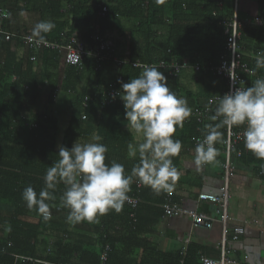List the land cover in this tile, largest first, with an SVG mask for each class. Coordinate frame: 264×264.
<instances>
[{"label":"trees","instance_id":"trees-1","mask_svg":"<svg viewBox=\"0 0 264 264\" xmlns=\"http://www.w3.org/2000/svg\"><path fill=\"white\" fill-rule=\"evenodd\" d=\"M250 1L255 4V14L250 19L259 17L261 25L242 23L239 28L242 61L253 72V75H244L247 87L257 78H264V68H256L257 59L264 58V0ZM101 6L106 7L104 15L100 13ZM0 8L7 13L6 19L0 20V29L14 34L13 38L5 40L0 33V49L10 43L18 44L28 55L26 60L18 62L0 60V264H99L105 245L109 250L104 264H112V257L123 249L121 245L139 244L135 241L140 227L137 211L144 192L143 184L136 178H133L128 193L137 199L135 207L124 203L120 212L110 210L101 215L92 223V232L89 226H78L85 227L83 230L76 226L85 220L74 225L66 221L68 209L59 205L63 184H59L54 193L57 199L48 201L51 212L48 221L36 210L28 209L22 198L23 189L31 185L39 193L44 186L47 168L58 159V146L70 148L75 140L90 142L94 133L101 137L99 143L108 148L105 162L116 160L121 163L119 159L122 158L128 162L124 165L125 173L131 174L137 162L127 158L131 133L122 128V124L128 123L124 120L123 103L118 96L114 103L102 104L105 92L110 87L119 90L118 81L127 82L143 71L142 66H133L131 62L157 66L160 62L169 64L187 59L201 69L216 64L226 50L227 35L223 23L232 16V0H0ZM32 15L38 21L54 22L55 28L45 34L46 40L61 42L62 32L67 35L77 32L83 41L92 44L91 36L95 33L101 36L111 34L113 50L99 63L91 57L83 58L81 69L66 65L56 50L31 51L21 44L18 35L32 32L9 29L7 23L12 17L25 18L27 23H32ZM114 30L123 32L125 45L120 49ZM30 55L35 56L33 61L29 59ZM113 58L124 63L115 66ZM37 60L40 70L36 74L33 63ZM158 69L167 77L168 86L173 91L177 89L181 72L191 68L174 76L168 68ZM88 80L93 81L91 85L80 86ZM45 85L49 86L54 97V100L50 99L64 111L57 108L55 113L38 112V91ZM84 96L89 97L87 109L81 106ZM214 111L213 106L200 121L195 115L184 121L193 136L203 135L205 124L216 123L209 120ZM82 113H85L84 119H81ZM62 119L67 124L58 142L59 121ZM242 128L243 125L233 126L235 130ZM220 131L222 140L215 147L222 162L225 127ZM230 158L235 162L254 164L264 181V159L247 150L243 140L231 148ZM159 194L162 203L167 192ZM51 230H54L52 237ZM181 257L179 254L176 262ZM74 258L77 263H73ZM156 261L137 264H156Z\"/></svg>","mask_w":264,"mask_h":264},{"label":"clouds","instance_id":"clouds-1","mask_svg":"<svg viewBox=\"0 0 264 264\" xmlns=\"http://www.w3.org/2000/svg\"><path fill=\"white\" fill-rule=\"evenodd\" d=\"M55 28L50 20L38 21L32 36L37 44L45 41V34ZM143 71L127 82L118 81L120 89L113 95L123 103L126 128L142 142L129 143V155L137 157L131 174L125 173L123 164L112 160L106 163L108 148L99 143L101 137L93 134L90 142L75 140L69 148L58 146V159L47 168L44 186L37 193L26 186L22 198L29 210H36L45 221L51 219L48 201L57 199L54 194L59 184L64 189L59 196L60 207L68 209L66 221L76 224L92 222L98 215L110 210L120 212L136 178L141 184L159 194L171 193L178 179L172 157L182 149V142L173 136L177 126L191 116L192 109L184 98L170 90L167 77L155 65H144ZM256 68H264V58L257 59ZM234 82L236 77L229 72ZM212 100L208 104L211 105ZM215 111L202 129L203 139L195 147L197 165L212 163L219 152L215 147L221 142V128L244 126V147L257 158L264 159V78H257L249 87H231L215 98ZM207 108V105H206Z\"/></svg>","mask_w":264,"mask_h":264},{"label":"crops","instance_id":"crops-1","mask_svg":"<svg viewBox=\"0 0 264 264\" xmlns=\"http://www.w3.org/2000/svg\"><path fill=\"white\" fill-rule=\"evenodd\" d=\"M242 3L243 9L238 17L240 19L252 18V15L255 14L254 1L242 0ZM18 6L20 5L17 4ZM10 19L7 23L9 29L19 28L32 31L34 27L29 20L30 24L27 23L25 18L15 19L12 17ZM9 29L4 28V30ZM109 36L111 37V34ZM124 53L128 52L125 50ZM27 56V51L18 44L10 43L6 48L0 49V60L8 59L18 62L26 60ZM185 60L188 62L187 59ZM34 62L33 72L37 74V71L40 70V63L38 60ZM188 64L189 66L195 65L189 62ZM211 69L212 65L203 69L199 66L197 71L191 67L190 70H183L179 75L177 89L173 92H178L179 98L187 100L192 109V116L196 110L206 106L208 98L220 95L226 90L225 80L217 76ZM13 78L14 76H12ZM92 82L91 80L83 81L80 86L87 87ZM37 96V110L40 114L47 111L55 113L57 108L59 111H64L57 102L52 101L54 97L51 95L49 86L45 85L40 89ZM213 106L215 107L216 104L211 108ZM65 121L63 119L59 121L58 142L61 140L62 129L66 127L67 122ZM126 124H122L123 129H127ZM130 133L129 143L136 145L138 142H142V137ZM193 137L187 122L183 123L182 128L177 126L173 138L182 142V149L177 156L172 157L178 172V179L171 191L172 199L183 208L195 209L197 212L207 214L212 221L211 227H193L187 216H164L160 208L162 201L160 194L143 185L144 193L137 211L140 226L139 237L135 239L139 244L135 246L132 244L121 245L123 249L118 250L117 254L112 257V264H137L147 261L151 263L155 260H157L154 262L156 264H200V256L219 258L222 234L220 207L215 202L198 200L197 196L200 193L222 195L224 160L220 162L219 157H216L212 163L197 165L192 150ZM127 158L131 162L138 160V156L131 157L129 155V148ZM119 160L123 165L128 163L124 162L122 158ZM230 161L232 169L227 185L226 239L224 241L226 256L236 264H264V181L254 164H249V161L235 162L232 159ZM100 216L98 215L95 220ZM93 222L85 220V223L76 226H89L92 232ZM235 226H242L243 233L237 239H232V229ZM78 229L83 230L85 227H78ZM53 235L54 230H51L50 236ZM179 254L182 257L180 261L176 262V257ZM72 261L73 263L78 262L76 258Z\"/></svg>","mask_w":264,"mask_h":264},{"label":"built area","instance_id":"built-area-1","mask_svg":"<svg viewBox=\"0 0 264 264\" xmlns=\"http://www.w3.org/2000/svg\"><path fill=\"white\" fill-rule=\"evenodd\" d=\"M240 0H232V16L228 21L223 23L225 33H226V52L219 57V61L216 65L212 66V72H214L217 76L223 78L226 83V90L220 94L223 95L225 92H228L231 87H247L245 85V77L244 75H253L251 69L248 68L247 64L242 61V52L241 47L238 42L239 39V28L241 24H252L256 26L261 25V19L259 17H254L250 19L249 17L240 19L238 17V4ZM221 2L218 1V4ZM106 12V7L101 6V15H104ZM7 13L0 8V20L6 19ZM0 33L4 35L5 40H10L14 37L13 33L3 31L0 29ZM61 42L46 40L43 43L37 44L35 42V38L31 33H24L18 35V39L22 45L29 48L31 51H39L42 49H53L62 55V59L64 63L68 66L75 67L77 69H81L82 61L85 57H91L96 60L97 63L107 59L110 56V53L113 50V40L110 39L109 35L101 36L99 33H95L91 36V43L83 41L80 35L77 32H71L67 35L65 32H62L60 35ZM127 54V53H126ZM29 59L33 61L35 59L34 55H30ZM115 66H120L124 63L123 60L113 58ZM133 66H144V64H139L138 62H131ZM151 66V65H149ZM158 67L168 68L169 73L171 75H177L179 72L186 68H193L195 71L199 70V66L197 64L189 66L186 60H182L180 62H172L169 64H164L160 62L157 64ZM229 72H231L235 77V81L233 82L230 79ZM120 79V76H118ZM118 92V89L115 87H110L105 92V98L102 100V104H110L114 103L116 98L113 99V95ZM212 96L207 99V108L204 106L202 109H198L195 111V117L198 121H200L204 116H206L212 105H215V98L220 96ZM209 100H212L213 103L211 105L208 104ZM89 105V97L84 96L81 100V106L83 109H87ZM85 118V113L81 114V119ZM225 141H224V162H223V176H222V195H212L208 193H200L198 194V200H208L210 202H215L219 205L221 210L220 223L222 227L221 234V252L218 259L210 258L207 256H200V264H236L233 260L227 258L226 251L224 248V241L226 239V219H227V185L228 179L231 174V159H230V150L234 146L237 141L243 140V132L244 128L235 130L233 127L225 126ZM203 139V135L199 134L192 138V150L195 154V147L197 143L201 142ZM240 151L237 150L236 154L239 155ZM203 165V164H202ZM126 204L130 205L132 208L137 204V199L134 197H130L125 201ZM160 208L162 214L164 216H187L193 227H203L210 228L212 225L211 218L201 212H197L195 209H186L182 206L175 203L172 199V192L165 195L163 202L160 204ZM243 233L242 226H235L232 229V239H237L239 235ZM109 247L105 245L103 251L100 254V262L99 264H104L107 259ZM46 264V262H43Z\"/></svg>","mask_w":264,"mask_h":264},{"label":"rangeland","instance_id":"rangeland-1","mask_svg":"<svg viewBox=\"0 0 264 264\" xmlns=\"http://www.w3.org/2000/svg\"><path fill=\"white\" fill-rule=\"evenodd\" d=\"M241 9H243V3L241 2V0H240V2H239V4H238V16H240V14H241ZM31 19H32V23H33V25H35L37 22H38V18L36 17V16H31ZM116 27V26H115ZM117 30V29H116ZM115 31V30H114ZM32 32V31H31ZM118 32V31H117ZM122 35V36H121ZM120 36V37H119ZM114 37H118L119 39H117L118 40V43H117V47L120 49V48H122V47H124V45H125V43H124V39H123V32L121 33V32H118V33H116V31H115V33H114Z\"/></svg>","mask_w":264,"mask_h":264}]
</instances>
